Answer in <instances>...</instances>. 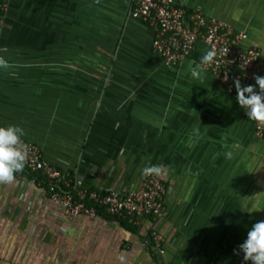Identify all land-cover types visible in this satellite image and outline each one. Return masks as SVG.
I'll list each match as a JSON object with an SVG mask.
<instances>
[{"label": "crops", "instance_id": "obj_1", "mask_svg": "<svg viewBox=\"0 0 264 264\" xmlns=\"http://www.w3.org/2000/svg\"><path fill=\"white\" fill-rule=\"evenodd\" d=\"M176 1L245 32L264 76V0ZM133 4L8 0L0 126L23 128L22 139L91 189H137L145 167L162 165L163 215L138 226L74 217L22 171L0 183V264H251L238 246L264 220V140L211 71L190 77L207 45L166 66Z\"/></svg>", "mask_w": 264, "mask_h": 264}, {"label": "built area", "instance_id": "obj_2", "mask_svg": "<svg viewBox=\"0 0 264 264\" xmlns=\"http://www.w3.org/2000/svg\"><path fill=\"white\" fill-rule=\"evenodd\" d=\"M7 2L0 0V29ZM131 15L154 29L152 48L166 66H173L190 56L199 41H203L208 50L214 49L217 53L215 62L206 69L235 99L234 80L238 79L242 86L254 85L255 76L263 72L259 63L261 50L243 46L247 38L245 32L235 31L229 23L200 9L189 10L176 0H134ZM0 58H3L1 51ZM254 127L256 135L264 140V124L254 121ZM22 142L27 152L25 166L47 179V184H39L65 213L92 219L104 215L119 216L134 226L146 218L155 220L163 215L166 187L160 176L144 175L139 188L127 191L105 187L91 189L82 179L71 180L47 161L39 145L24 139ZM149 240L153 251L163 255V235L152 230Z\"/></svg>", "mask_w": 264, "mask_h": 264}, {"label": "clouds", "instance_id": "obj_3", "mask_svg": "<svg viewBox=\"0 0 264 264\" xmlns=\"http://www.w3.org/2000/svg\"><path fill=\"white\" fill-rule=\"evenodd\" d=\"M217 53L214 49L206 50L199 62L189 69L193 80L203 79L206 66L215 62ZM9 65L0 58V69ZM236 90V101L244 110L249 120L264 124V76H255V85L242 86L240 81H233ZM25 131L18 125L0 126V183L8 184L15 180V174L24 170L27 152L22 142ZM225 158L231 159V151L225 152ZM144 175L163 174L162 165H151L142 170ZM244 262L264 264V220H258L247 229L246 237L238 246ZM123 259V257H121Z\"/></svg>", "mask_w": 264, "mask_h": 264}, {"label": "trees", "instance_id": "obj_4", "mask_svg": "<svg viewBox=\"0 0 264 264\" xmlns=\"http://www.w3.org/2000/svg\"><path fill=\"white\" fill-rule=\"evenodd\" d=\"M23 172L24 173L28 172L30 174L31 178H33L37 183H41V184H47L48 183L47 179L40 172L31 171L26 166L24 167Z\"/></svg>", "mask_w": 264, "mask_h": 264}]
</instances>
